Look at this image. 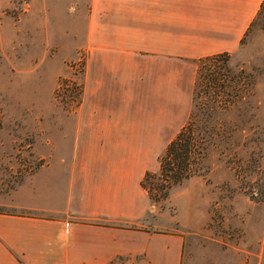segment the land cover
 I'll return each instance as SVG.
<instances>
[{
  "label": "rangeland",
  "instance_id": "374dc122",
  "mask_svg": "<svg viewBox=\"0 0 264 264\" xmlns=\"http://www.w3.org/2000/svg\"><path fill=\"white\" fill-rule=\"evenodd\" d=\"M262 2L225 0L227 24L240 17L242 31L220 53H229L232 69L247 75L237 106L244 118L233 139L209 149L198 165L201 174L152 204L142 222L158 234L184 237L182 264H264V29L249 30ZM91 10L92 0H0V212L22 204L65 203L70 163L81 153L80 114L96 106L91 96L96 85L90 83ZM194 63L163 60L160 68L155 65L153 83L139 85V99L163 130L162 146L144 149L154 159L152 172L159 171L161 156L189 119ZM116 86L98 85L101 93L116 92L128 103L134 93L127 85L120 91ZM169 128L173 132H166ZM82 149L85 155L100 151ZM114 150L115 155L141 153ZM251 191L258 196L262 191L258 202L250 199Z\"/></svg>",
  "mask_w": 264,
  "mask_h": 264
},
{
  "label": "crops",
  "instance_id": "0c3cea01",
  "mask_svg": "<svg viewBox=\"0 0 264 264\" xmlns=\"http://www.w3.org/2000/svg\"><path fill=\"white\" fill-rule=\"evenodd\" d=\"M241 31L240 17L227 24L225 0H92L96 106L80 114L81 153L70 163L65 203L0 212V264H182L180 233L162 235L142 225L152 206L142 181L155 170L144 149L161 147L163 130L139 99V85L153 83L163 60L181 57L193 64L229 50ZM98 85L119 91L127 85L134 95L125 103ZM82 148L100 151L85 155ZM123 148L141 153L115 155Z\"/></svg>",
  "mask_w": 264,
  "mask_h": 264
},
{
  "label": "trees",
  "instance_id": "16d2710c",
  "mask_svg": "<svg viewBox=\"0 0 264 264\" xmlns=\"http://www.w3.org/2000/svg\"><path fill=\"white\" fill-rule=\"evenodd\" d=\"M256 25L264 29V0L249 30ZM196 63L189 119L161 156L159 171L147 172L142 181L153 205L166 201L172 188L201 174L198 165L209 149L229 145L236 123L244 118L237 106L244 97L245 71L232 69L229 53L205 56ZM253 192L250 199L258 202L263 193Z\"/></svg>",
  "mask_w": 264,
  "mask_h": 264
}]
</instances>
